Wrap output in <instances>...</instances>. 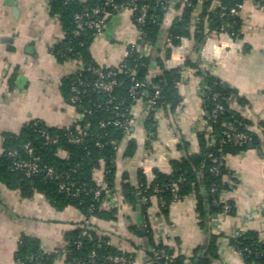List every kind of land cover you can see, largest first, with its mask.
Returning <instances> with one entry per match:
<instances>
[{"label": "crops", "instance_id": "crops-1", "mask_svg": "<svg viewBox=\"0 0 264 264\" xmlns=\"http://www.w3.org/2000/svg\"><path fill=\"white\" fill-rule=\"evenodd\" d=\"M77 1L86 3L88 0ZM196 12L199 14L201 9ZM180 14V10L171 8L165 20L164 36ZM239 17L240 37L220 36L214 32L197 55H191L193 41L184 39L173 62L178 65L177 59L189 53L200 68L209 67L215 77L233 90L228 100L230 109L249 121L251 130L262 141L260 148L250 146L226 158L231 174L228 180L236 181L229 198L236 214L217 216L206 232L201 226L195 194L171 204L167 219L160 214L156 199L148 210L155 241L175 247L188 258H192L197 249L207 247L210 233L217 236L218 257L211 264H243L231 244L235 233L243 235L255 231L264 236V1H247ZM64 37L59 18L50 14L49 0H0V137L18 135L34 121L64 128L75 117L78 109L65 101L60 90L62 78L72 72V66L59 62L56 56ZM139 39L131 10H124L109 22L103 34L94 38L90 47L93 61L101 68L116 67ZM202 91V78L196 70H190L179 85L180 105L173 113L164 109L159 112L157 139L151 151L157 166L155 170L170 174L172 161L199 153L198 135L207 128ZM148 113L146 103L138 101L132 110L134 121L129 136L137 143V152L127 157L123 145L118 153L117 221L92 220L95 229L108 235L115 248L134 256L132 264H154L145 218L138 205L122 201L119 185L125 175L136 182L145 155ZM2 146L0 142V158ZM96 176L98 181L103 179V168ZM84 221V215L75 207L56 210L43 195L37 193L32 198H23L18 191L0 182V264H16L24 235L39 239L45 251L63 249L70 233ZM160 222L164 228L163 238L155 236ZM53 264L68 263L58 260Z\"/></svg>", "mask_w": 264, "mask_h": 264}, {"label": "trees", "instance_id": "trees-1", "mask_svg": "<svg viewBox=\"0 0 264 264\" xmlns=\"http://www.w3.org/2000/svg\"><path fill=\"white\" fill-rule=\"evenodd\" d=\"M245 1L247 0H137V6L143 4L149 6L145 34L138 43L152 45L154 49L152 54L149 57H144L141 52L129 54L125 59V73L115 78L118 84L111 94L101 93L93 88L92 84L96 77L90 72L73 74L61 81L60 90L68 104L73 96L72 88L80 86V82L84 84L80 86V90L85 91V94L77 107L86 117L84 122L80 123V135L83 136L84 142L81 144L68 142L67 136L69 132L76 131V126L68 130L49 127L39 121L27 124L18 135L2 136L4 152L0 158L1 183L10 190L18 191L23 198H32L39 193L48 199L56 210L75 207L85 217V221L70 233L67 245L60 250L45 251L39 239L24 235L16 254V263L53 264L55 261L64 260L68 264H113L106 259L109 255H125L131 262L134 261V256L108 245V242H111L109 236L98 232L92 223L95 219L106 222L118 219L117 210H100V202L94 200V192L100 182L96 176L97 172L103 168L101 181L107 183L109 188L115 189L120 149L125 145V155L133 157L138 148L137 143L129 139L132 128L125 131L113 125V121L117 118L113 110L115 106L119 108V113L125 116L120 118L122 122L134 120L133 107L140 100L146 103L154 95L155 89L160 87L162 98L157 106L173 113L181 103L179 85L183 80V73L185 70L193 69L203 80L202 98L207 121L206 130L198 135L199 153L172 161L170 174L155 170V180L152 183L148 182L141 170L137 174L136 182H131L128 175H125L119 184L120 195L124 203L140 207L149 229L147 237L154 264H211L217 259L218 237L211 233L207 247L197 249L192 258L182 255L175 247L164 242L157 243L150 229L148 210L152 206L153 199H156L160 214L167 219L171 204L195 194L201 226L206 232L210 231L211 223L217 216L236 214L232 201H229L231 206L229 210H225L224 204L220 202L222 193L232 190L228 183L231 174L226 166V158L237 155L250 146L260 148L262 141L259 135L251 130L252 124L228 106V100L234 93L228 84L215 77L206 67L200 68L191 56L183 68L175 70L167 69L166 61L171 57V46L180 45L182 38L193 41L191 55H197L201 53L206 40L214 32H226L234 38L240 37V13L232 14L231 10ZM114 2L126 7L130 0H114ZM217 3L219 6H216ZM97 6L110 9L106 5V0H88L86 3L77 0H50V14L59 18L65 33L64 40L56 49L59 62L81 58L85 64L99 67L90 53L95 34L89 31L80 37L73 35L75 14ZM172 7L180 10L181 14L173 21L164 36L165 20ZM198 8L201 12L195 22L194 15ZM131 12L136 23L137 13L132 10ZM117 66L108 69L113 70ZM133 78L136 82L145 85L136 97L130 93L131 87L135 84ZM214 95L218 97L215 98ZM111 97L115 98L112 105L108 104ZM218 105L223 110L214 119L213 111ZM148 114L145 123L147 134L145 152L152 151L153 140L157 139L158 134V120L155 113L149 110ZM42 132L58 137L59 143L47 145ZM226 133H243L250 140L242 146H237L229 140ZM150 135L154 137L149 140ZM26 144H30L35 149L36 155L43 163L55 168L57 175L61 177L59 180H47L44 174L29 177L25 172L13 169V160L7 156V153L12 149L19 150ZM61 150L66 156L61 154ZM21 155L24 158L27 156L25 152H21ZM213 159H217L218 163H214ZM65 181L69 183L70 193L61 192L59 189L60 183ZM232 181L236 182L233 179ZM85 227L89 229L91 239L82 237ZM132 230L138 232L136 228ZM231 244L240 254L243 264H264V236L260 233L247 232L238 238H232ZM153 250H165L168 255L174 257L173 262L156 260ZM93 252L97 253L94 261L91 259Z\"/></svg>", "mask_w": 264, "mask_h": 264}, {"label": "built area", "instance_id": "built-area-1", "mask_svg": "<svg viewBox=\"0 0 264 264\" xmlns=\"http://www.w3.org/2000/svg\"><path fill=\"white\" fill-rule=\"evenodd\" d=\"M136 1L137 0H130L127 6L124 7L123 5L116 4L114 0H106V5L109 6L110 9L97 6L89 10H86L85 12L75 14L74 16L75 30L73 32V35L75 37H80L89 31H92L95 34V37L98 35H101L104 33L109 22L114 17L119 15L124 10H132L133 12L137 13L136 24L138 25V28H139L138 35H139V38H142L145 34L144 28L147 25V20L149 17V6L147 4L137 6ZM247 1H250V0H247ZM247 1H245L244 3L237 4L236 7L231 10V13L236 14V15L239 14L245 8ZM197 17H198V14L196 12L194 15L195 22H196ZM215 34H218L220 36H223L226 34L229 35L226 32H215ZM184 39H187V38H182L181 42L184 41ZM180 45L171 46V50H172L171 57L169 58V60L166 61V67L169 70L183 68L187 59L190 56L189 53H185L182 59L180 60L177 59L178 65L177 64L173 65V62L175 63L176 61L174 59L176 53L178 52V50L182 48L180 47ZM153 50H154L153 46L150 44H147V45L146 44L140 45L139 43L132 44L129 47L127 55L120 61L117 68L113 70H109L108 68L94 67L92 64H85L81 58L67 59L65 62L69 63L72 66V72L67 76L77 74V73L90 72L93 76L96 77V80L92 84L93 88L95 90H98L101 93L111 94L113 93L114 88L118 84L115 78L118 75L125 73L124 72V70L126 69L125 59L127 58V56L131 53L141 52L144 57H149L152 54ZM206 68L211 73H213V71L209 67H206ZM189 71L190 70H185V72L183 73V76L188 75ZM67 76H64L63 78ZM132 80L135 82V84L131 87L130 93L133 97H136L140 94V90L143 89L145 85L141 82H136L134 78ZM79 85L83 86L84 84L80 82ZM80 86H74L72 88L73 96L71 98L69 105L74 108H77L78 105L81 104L83 94H85V91L80 90ZM214 97L217 98L218 95H214ZM161 98H162L161 88L157 87L155 89L154 95L146 101V106L148 107L150 111L155 113L157 120L159 119V112L162 109L157 106V103ZM114 101H115V98L111 97V99L108 101V104L112 105L114 104ZM222 110L223 108L220 105H218L216 109L213 111V118L216 119L218 113L221 112ZM113 112L115 116L117 117L115 121H113V125L115 127H119L121 129H124L125 131H128L130 130V128H132L134 120L122 122L120 118H123L125 116L119 113V108L117 106L114 107ZM85 118H86L85 115L78 111L75 117L71 119L70 123L66 127H64L69 130L73 126H76V131L69 132L67 136V140L70 144H81L84 142L83 136L80 135V132H81L80 123L84 122ZM42 133L44 135L45 143L47 145L59 143L58 137H53L46 132H42ZM226 135L229 137V140L232 141L237 146H242L250 140L249 137L243 133H234V134L226 133ZM153 137H154L153 135H150L149 140L153 139ZM155 141L153 140L152 145L155 143ZM0 142L1 144L4 143L3 137H0ZM2 152H4V149ZM21 152H25L27 156L25 158L22 157ZM60 152L63 156H66L65 152H63L62 150ZM7 156L13 160L12 166L14 170L23 171L29 177L30 176H40L44 174L45 179L51 180V181L56 180V179L59 180L61 178L60 176L57 175L55 168L43 163L42 159L36 155L35 149L32 148L30 144L21 146L19 150L18 149L10 150L7 153ZM213 162L218 163V160L213 159ZM156 167L157 166H156L155 161H153V159L151 158V150H147L140 164V170L146 176L149 183H152L155 180L154 171ZM228 183L231 185L232 190L228 192H223L220 198V202L224 204L225 210L230 209L231 206L229 205V201H230L229 198L231 197L232 193L235 190L234 188L235 182H233L232 180H228ZM59 189L61 192L70 193L71 191V188L69 187V183H67L66 181L60 183ZM77 192L79 193V190ZM175 199H177V197H175ZM94 200L100 202V206H99L100 210L111 211L117 208V205L119 203V193L115 189L109 188L108 184L105 183L104 181H100L98 182L97 189L94 192ZM163 235H164V228L162 226V223L160 222L159 227L156 229L155 236L156 237L158 236V238H163ZM240 236L241 234L239 233L234 234V238H238ZM82 237H88L91 239V235L87 227L83 229ZM80 244L81 243H79V245ZM108 245L113 246L112 242H108ZM153 252H154V257L156 260L164 259L168 262H173L174 257L168 255L165 250H153ZM95 258H97V253L93 252L91 255V259L94 261ZM106 259L113 264H132L133 263V261L131 262V260L127 258L125 255H120V256L109 255L106 257ZM16 264H21V262H17Z\"/></svg>", "mask_w": 264, "mask_h": 264}, {"label": "water", "instance_id": "water-1", "mask_svg": "<svg viewBox=\"0 0 264 264\" xmlns=\"http://www.w3.org/2000/svg\"><path fill=\"white\" fill-rule=\"evenodd\" d=\"M21 80H22L23 82H25V79H23V78H20V81H21Z\"/></svg>", "mask_w": 264, "mask_h": 264}]
</instances>
